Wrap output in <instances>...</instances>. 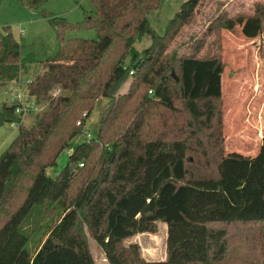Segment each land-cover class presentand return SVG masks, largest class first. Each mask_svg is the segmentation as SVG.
I'll return each mask as SVG.
<instances>
[{"label":"trees","instance_id":"obj_1","mask_svg":"<svg viewBox=\"0 0 264 264\" xmlns=\"http://www.w3.org/2000/svg\"><path fill=\"white\" fill-rule=\"evenodd\" d=\"M90 1L93 12L70 25L44 12L48 0H19L54 25L59 51L27 85L35 104L48 107L32 126L23 124L24 112L17 113L21 103L0 101V126L14 124L18 131L0 157V264L9 248L12 253L26 247L24 222L35 208L48 206L62 210V217L30 264H95L87 232L109 264L237 263L241 255L233 253L226 228L214 225L264 223V138L253 158L224 155L221 23L230 16L218 15L208 28L207 36L216 34L215 53L202 56L205 41H199L192 53L179 55L170 49L203 0H186L163 34L148 20L163 0ZM245 23L264 39V3L250 15H234L225 27ZM83 29L95 30L96 39L66 38L68 31ZM144 36L152 43L138 51L135 44ZM35 63L34 56L23 57L11 33L2 35L0 95ZM131 79V91L121 96ZM103 99L109 108L97 134L71 148ZM155 106L172 121L148 131ZM203 128L212 130L207 139L196 137ZM67 149L65 168L48 176ZM192 154L201 162L194 163ZM158 222L168 226L167 259L148 262L139 245L124 242L155 233Z\"/></svg>","mask_w":264,"mask_h":264},{"label":"rangeland","instance_id":"obj_2","mask_svg":"<svg viewBox=\"0 0 264 264\" xmlns=\"http://www.w3.org/2000/svg\"><path fill=\"white\" fill-rule=\"evenodd\" d=\"M185 1L163 0L160 7L148 16L151 27L158 34H163L168 22L180 11ZM258 3H264V0H203L195 21L185 28L182 36L174 42L170 49V51L176 50L179 55H186L193 52L191 48L197 42L205 41L201 55H212L217 51L218 42L215 33L210 36L206 34L211 21L223 13L230 16V18L223 19L221 23V59L225 70V100L222 107L224 143L222 146H224L225 156H239L233 151L253 156L256 151V137L264 135V62L262 63L264 60L262 58L264 39L261 35L256 36V26L253 24H240L234 29L225 27V21L234 18V15L252 14ZM43 10L65 18L70 25L81 24L85 19V13L93 12L90 0H48ZM22 29L25 32L24 35H21L20 30ZM0 32L1 35L8 33L13 35L14 39L23 47V57L34 56L37 60V63L29 66L27 73L20 74L19 81L11 83L0 95L1 102L10 104L12 99L21 93L23 104L29 107L24 113L23 124L30 127L37 115L48 107L47 104H35L34 99L28 96L26 83L33 81L43 71V62L49 57L55 56L59 51L57 31L54 25L42 16V11L23 8L19 0H0ZM245 33L249 34V38L245 37L247 36ZM66 38L68 40H95L96 31L93 29L70 30L66 33ZM151 43V38L144 36L136 42L135 48L142 51ZM128 82L123 86L121 96L131 91L132 88L129 85L132 79ZM231 83L234 85L231 86ZM255 83H257L256 88L254 87ZM238 91H240V95H238ZM108 108L109 101L101 100L86 123L85 134L73 141L71 148L81 144L85 139L87 140L88 136L92 138L97 134L101 115ZM151 109L150 121L152 124L146 130L151 131L156 126L161 127L164 125L163 122L171 123L172 119L169 118V113L162 107L155 106ZM125 119L126 124L131 120L129 116ZM188 121L185 119L183 122H176L180 126ZM199 127L201 126L199 125ZM211 131L203 128L196 137L207 139L206 137ZM17 134L18 131L14 128V124L0 126V157L7 149L6 146H1V143L9 138L7 143L10 144ZM249 134L254 138L252 144ZM242 140L244 142L241 145ZM68 153L69 149L65 150L58 158L57 164L47 169L48 176L55 178L62 172L69 161ZM197 157L199 155H191L194 163L201 162ZM89 165L90 162H87L86 167ZM78 186L79 180L74 183L72 191ZM61 217L62 210L54 209V206L45 207L43 210L35 208L24 222V231L29 235L26 247L12 253L9 248L2 259V264H30L48 237L49 231L60 221ZM214 226L226 228L230 247L234 249L233 253L241 255L240 258H236L238 262L234 264H242V260L247 261V264L264 263V223ZM258 232H263V234L257 237ZM167 237V224L158 222L155 233L139 234L127 239L124 245H139V253L145 261H164L167 259ZM87 238L95 264H109L102 249L88 232ZM10 255L11 257H9Z\"/></svg>","mask_w":264,"mask_h":264},{"label":"crops","instance_id":"obj_3","mask_svg":"<svg viewBox=\"0 0 264 264\" xmlns=\"http://www.w3.org/2000/svg\"><path fill=\"white\" fill-rule=\"evenodd\" d=\"M227 22V20L225 21V23ZM264 62V60H262V63ZM225 71V70H224ZM235 81V80H233ZM232 81V82H233ZM234 85L233 83H231V86ZM236 85V84H235ZM256 85L257 83H255L254 87L256 88ZM259 90V89H258ZM256 91V90H255ZM240 91H238V95H240ZM222 99H223V103H224V100H225V79H224V72L222 74ZM264 138V135L262 136H259V137H256V151H255V154L253 156H249V155H244V152H239V151H233V152H236L237 154H239L240 157L242 158H253L255 157L259 151H260V148H261V145H262V140ZM9 139V138H8ZM7 139V140H8ZM7 140H5L4 142L1 143V146H6L8 147L7 145H9V143H7ZM249 140H251V144H252V140H254V138L251 136V134H249ZM243 140L240 142L241 145L243 144ZM137 236V235H136Z\"/></svg>","mask_w":264,"mask_h":264},{"label":"built area","instance_id":"obj_4","mask_svg":"<svg viewBox=\"0 0 264 264\" xmlns=\"http://www.w3.org/2000/svg\"><path fill=\"white\" fill-rule=\"evenodd\" d=\"M21 31V35H24V30L22 29V30H20ZM1 32H0V39H1ZM30 82H27L26 83V86L29 84ZM21 85V84H20ZM20 92V91H19ZM59 93H60V91H57L56 93H55V96H57V95H59ZM12 102H19V103H21L22 105H23V107L22 108H19L18 110H17V113H20V112H26L28 109H29V107L27 106V105H25V104H23V100H22V96H21V93L18 95V96H16V97H14L13 99H12ZM86 117V114H83V116H82V118H85ZM78 125H80V122H78ZM14 128L15 129H17V127L14 125ZM88 139L87 140H91L92 138L90 137V136H88L87 137ZM69 155L71 154V151H69V153H68ZM83 166V164H80V167H82Z\"/></svg>","mask_w":264,"mask_h":264},{"label":"water","instance_id":"obj_5","mask_svg":"<svg viewBox=\"0 0 264 264\" xmlns=\"http://www.w3.org/2000/svg\"><path fill=\"white\" fill-rule=\"evenodd\" d=\"M173 75L175 76V74L173 73Z\"/></svg>","mask_w":264,"mask_h":264}]
</instances>
